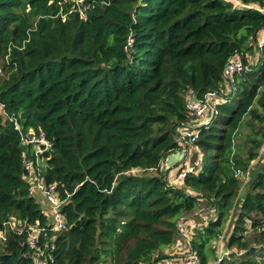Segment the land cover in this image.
Listing matches in <instances>:
<instances>
[{
	"label": "trees",
	"instance_id": "16d2710c",
	"mask_svg": "<svg viewBox=\"0 0 264 264\" xmlns=\"http://www.w3.org/2000/svg\"><path fill=\"white\" fill-rule=\"evenodd\" d=\"M238 1L252 7L83 0L81 12L75 0H0V230L10 218L46 222L24 177L30 147L21 133L32 128L50 143L41 175L56 184L67 223L40 237L54 236L47 264H158L173 257L163 249L181 236L180 219L203 211L213 217L188 239L201 264L220 236L226 251L218 264H257L264 45L258 52L253 42L264 29V0ZM237 51L254 54V63L234 74L227 94L223 67ZM209 89L225 102L192 143L199 165L171 184L177 163H163L181 149L177 127L189 119L188 95ZM244 120L249 131L238 149ZM25 237L8 229L0 264H38Z\"/></svg>",
	"mask_w": 264,
	"mask_h": 264
},
{
	"label": "built area",
	"instance_id": "2783aa9c",
	"mask_svg": "<svg viewBox=\"0 0 264 264\" xmlns=\"http://www.w3.org/2000/svg\"><path fill=\"white\" fill-rule=\"evenodd\" d=\"M80 7V11L84 12V7H81L83 0H75ZM241 7H252L249 4H242L238 0H232ZM264 12L263 8H258ZM255 50L260 52L264 45V29L260 30L254 40ZM247 53L234 52L225 62L223 67V76L225 79L226 90L233 89V77L236 73H241L248 69L251 57ZM225 102L224 94L217 90H206L202 96H197L195 93H189L186 110L189 119L180 122L177 127V140L181 144V149L184 153V160L188 163L183 167H176L174 171L175 180L168 178L171 184L180 182L187 173L195 171L199 165L198 152L192 147V143L197 139L201 127L206 126L212 121L213 116L217 113V107ZM18 127V126H16ZM20 130V129H19ZM21 141L23 145L30 147L29 156L24 159L25 180L28 183V192L30 195H41L46 202V208L43 211L46 217L45 224H40L35 221L33 224H24L17 221L15 218L4 222V229L0 230V239L5 240L6 232L13 230L18 234L26 233L25 242L32 249V257L38 264H47V254L44 252L50 246L54 236L42 242L41 236L45 237L49 231L58 232L64 229L67 225L64 215L60 212L64 200L60 198L55 183H46L41 175L46 167L47 156L44 155L50 149V143L45 138L42 131L35 132L29 128L25 133H21ZM193 152H197V159L193 164L189 163V158ZM183 161V159H182ZM180 161V162H182ZM165 164V162H164ZM170 177V176H169ZM248 179V172L245 175V180ZM178 224H182L178 222ZM264 225V220H263ZM181 237V236H180ZM184 238V237H183ZM188 239L182 240L188 243ZM179 240V239H178ZM222 241V236L218 238V242ZM177 243V244H176ZM177 245L173 257H166L158 262V264H201L198 255L190 249V246H181V242H175ZM220 258L218 261H220ZM257 264H264V256ZM217 261V264H218Z\"/></svg>",
	"mask_w": 264,
	"mask_h": 264
},
{
	"label": "rangeland",
	"instance_id": "374dc122",
	"mask_svg": "<svg viewBox=\"0 0 264 264\" xmlns=\"http://www.w3.org/2000/svg\"><path fill=\"white\" fill-rule=\"evenodd\" d=\"M248 44V43H247ZM249 44H251V43H249ZM248 56H250L251 57V61H250V64H248V69H249V67H250V65H253V63H254V54L253 55H248ZM231 89H228V90H226V92H227V94H230L231 93ZM224 94V93H223ZM247 116H245V118H246ZM246 121L244 120V122H242L241 123V125H240V127H239V129H238V131H237V133H236V136H235V143H236V146L238 147V149H242V147H243V149H245V145H244V138H245V136H246V134H247V132L249 131V128H248V126H246ZM188 162L187 161H185V160H183L182 162H180V163H177L176 164V166H175V168H173L172 170H170L169 172H168V178H172V176L174 177V178H172L171 180L174 182V181H176L175 180V176L176 175H174V171H175V169H176V167H183V166H185L186 164H187ZM163 166H165V164L163 163ZM135 173H139V170H133ZM173 172V174H172V172ZM150 173H151V171H149ZM141 173V172H140ZM170 176V177H169ZM177 182H178V180H177ZM174 184V183H173ZM38 201V200H37ZM203 205V204H202ZM45 210V209H44ZM44 210H42V211H44ZM199 213H201V212H199ZM203 216H195L196 218H197V221H199V222H201L202 224H201V226L199 227V228H201L202 227V225L205 223V221H207L206 219L207 218H211V217H213V213L211 212V211H203ZM179 222H181V220L179 221ZM184 238H187V236H183ZM181 238V237H180ZM179 238V239H180ZM184 238H181L182 240L184 239ZM2 242H3V240H1L0 239V247H1V245H2ZM210 245L211 246H213L214 247V249H215V252L213 253V256H211L209 259H211L212 261H213V264H217V261H218V259H219V257H222L223 256V252L224 251H226L225 249V246H224V239L221 241V242H218V239L217 240H215V241H210ZM181 246H188V243H185V241H183V242H181ZM225 256V255H224ZM223 256V257H224ZM221 259V258H220ZM260 261L261 259H257V261ZM262 261V260H261ZM218 263H219V261H218Z\"/></svg>",
	"mask_w": 264,
	"mask_h": 264
},
{
	"label": "crops",
	"instance_id": "0c3cea01",
	"mask_svg": "<svg viewBox=\"0 0 264 264\" xmlns=\"http://www.w3.org/2000/svg\"><path fill=\"white\" fill-rule=\"evenodd\" d=\"M173 171V170H172ZM171 171V172H172ZM173 174V172H172ZM37 196V200H38V203L40 204V206L42 207V210H44L46 208V202L45 200L43 199V197L41 195H36ZM181 225L178 224V229L180 231V235H181V238H183V236H187V238H191L192 237V234H193V230L194 229H198L200 226H201V222L197 221V218L196 217H182L181 219ZM180 237H178L179 239ZM179 239V240H176V242H182V239ZM177 244V243H176ZM175 243L172 244L170 247H166L163 249V253L164 254H168V253H174L177 252L176 251V248H177V245ZM207 264H213V261L211 259L208 260Z\"/></svg>",
	"mask_w": 264,
	"mask_h": 264
},
{
	"label": "water",
	"instance_id": "95a60500",
	"mask_svg": "<svg viewBox=\"0 0 264 264\" xmlns=\"http://www.w3.org/2000/svg\"><path fill=\"white\" fill-rule=\"evenodd\" d=\"M184 160V153L182 151H175L171 153L165 161V169H169L172 165ZM197 159V152H193L189 158V163L193 164Z\"/></svg>",
	"mask_w": 264,
	"mask_h": 264
}]
</instances>
